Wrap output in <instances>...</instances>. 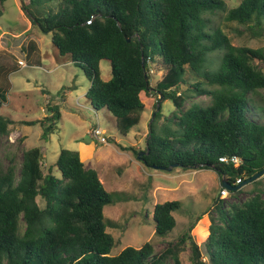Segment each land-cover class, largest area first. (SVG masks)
<instances>
[{"label":"trees","instance_id":"1","mask_svg":"<svg viewBox=\"0 0 264 264\" xmlns=\"http://www.w3.org/2000/svg\"><path fill=\"white\" fill-rule=\"evenodd\" d=\"M21 5L33 26L51 34L58 54L83 69L90 82L85 97L94 109L114 116L119 134L126 136L140 122L142 92L172 102L171 117L158 125L159 108L149 125L142 156L147 166L212 169L231 186L264 169V71L254 61L264 53L233 46L214 24L227 12V20L253 22L264 36V0H241L229 10L224 0H21ZM214 52L215 67L208 62ZM101 60L110 63L108 81L101 79ZM149 64H161L164 71L154 87ZM2 72L7 70L0 65ZM188 73L200 80L191 84ZM183 84L187 92L179 91ZM6 87H0V109ZM191 94L209 100L186 106ZM50 112L44 137L60 119L56 107ZM11 124L0 114V139ZM251 186L241 202L226 206L215 200L209 226L196 240L185 232L161 252L146 243L111 256L114 239L106 232L103 209L112 200L96 170L86 168L79 152L62 149L44 172L42 152L33 147L23 152L19 169L0 170V264H180L186 243L191 264H264V187L261 179ZM179 209L178 201L154 206L157 236L173 230Z\"/></svg>","mask_w":264,"mask_h":264},{"label":"rangeland","instance_id":"2","mask_svg":"<svg viewBox=\"0 0 264 264\" xmlns=\"http://www.w3.org/2000/svg\"><path fill=\"white\" fill-rule=\"evenodd\" d=\"M240 1L224 0L226 10ZM0 9V65L7 70L5 75L0 73V87L7 86L0 114L12 120L8 135L0 139V170L10 165L19 169L23 152L33 147L42 152L44 172L53 165L60 150L79 152L86 168L96 170L112 200L103 209L106 232L114 239L111 256L118 255L126 247L139 249L146 243L161 252L185 232L196 240L209 226L208 215L215 200H222L227 206L248 197L251 183L244 185L238 195L232 196L229 191L227 198L222 199L220 179L212 169L185 170L176 165L165 171L147 166L138 159L139 152L136 154V151L144 152L149 124L155 118V106L159 103L161 109V117L156 122L159 125L173 114L172 102L164 98L159 101L160 95L155 92H142L140 99L144 111L140 122L126 136L119 134L114 116L105 109H94L85 97L90 82L83 69L68 55L58 54L50 33L31 24L21 0H7ZM226 16L227 12L221 13L214 24L233 46H246L264 53V36L253 22L240 24L227 20ZM218 58L217 52L211 53L208 62L215 67ZM18 60L27 63L28 67L19 68ZM254 61L264 71V59ZM99 68L101 79L108 81L111 78L110 63L101 60ZM148 68L152 71L150 84L154 87L164 71L161 64H149ZM186 79L191 84L200 80L190 73ZM202 82L206 84V87L203 85L205 88H211ZM188 88V84H183L179 91L187 92ZM261 94L264 98V90ZM191 98L186 106L209 100L208 95L191 94ZM53 107L59 110L60 119L53 132L44 137L48 125L46 117L52 115L50 109ZM96 126L105 131L102 137L106 144L92 138L91 131ZM56 175L59 177V173ZM263 177L260 178L261 187H264ZM166 201H178L180 209L173 213V230L160 237L155 234L152 212L156 204ZM189 257V244L186 243L179 253L180 264H191Z\"/></svg>","mask_w":264,"mask_h":264},{"label":"water","instance_id":"3","mask_svg":"<svg viewBox=\"0 0 264 264\" xmlns=\"http://www.w3.org/2000/svg\"><path fill=\"white\" fill-rule=\"evenodd\" d=\"M127 42L130 41V39H126ZM144 80L146 83H148V77L145 75L144 76ZM163 99V96L160 95V99L159 101H161ZM159 109V103L157 104L156 106V111H158ZM155 116V113L153 114V117ZM150 125V124H149ZM145 154V152H139L138 154V159H141L142 160V156ZM173 166H176V165H171V167H168V168H163V167H157V166H152L154 169H157V170H165V171H170L171 168ZM264 176V169H262L260 172H258L257 174H255L253 177H251L250 179L244 181L243 183H241L240 185H237V186H231L229 183H227L226 181H222L221 182V186L225 189H227L228 191L230 192H234V191H237L239 189H241L244 185L246 184H250L254 181H257L259 180L260 178H262Z\"/></svg>","mask_w":264,"mask_h":264},{"label":"built area","instance_id":"4","mask_svg":"<svg viewBox=\"0 0 264 264\" xmlns=\"http://www.w3.org/2000/svg\"><path fill=\"white\" fill-rule=\"evenodd\" d=\"M18 67L19 68H25V67H28V65L24 61L18 60ZM104 133H105L104 130L100 129L99 126H96L95 128L92 129L91 136H92V138L96 139L100 143L106 144V140L103 139V137H102V135ZM219 160H220V162H227L226 158H220ZM231 161L233 164H235V165L237 164V159L232 158ZM238 183H239V181H237V184ZM219 193H220V197L222 199H226L227 196L229 195V191L227 189L223 188L222 186L220 187Z\"/></svg>","mask_w":264,"mask_h":264},{"label":"crops","instance_id":"5","mask_svg":"<svg viewBox=\"0 0 264 264\" xmlns=\"http://www.w3.org/2000/svg\"><path fill=\"white\" fill-rule=\"evenodd\" d=\"M221 183V182H220Z\"/></svg>","mask_w":264,"mask_h":264}]
</instances>
